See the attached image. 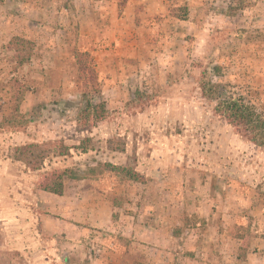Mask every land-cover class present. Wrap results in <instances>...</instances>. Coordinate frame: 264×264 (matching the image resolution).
<instances>
[{"label": "rangeland", "instance_id": "obj_1", "mask_svg": "<svg viewBox=\"0 0 264 264\" xmlns=\"http://www.w3.org/2000/svg\"><path fill=\"white\" fill-rule=\"evenodd\" d=\"M201 79L264 118V0H0V264H264V149Z\"/></svg>", "mask_w": 264, "mask_h": 264}, {"label": "trees", "instance_id": "obj_2", "mask_svg": "<svg viewBox=\"0 0 264 264\" xmlns=\"http://www.w3.org/2000/svg\"><path fill=\"white\" fill-rule=\"evenodd\" d=\"M11 47L15 55L16 66L22 67L29 63V56L31 49L29 43L21 41L20 39H14ZM199 89L201 96L207 102L212 104L213 112L224 119L226 124L237 131L241 136L247 139L256 147L264 149V118L257 112V107L251 101L245 97H238L233 99L232 97H225L224 93L218 91L219 86L212 83L200 82ZM103 112V110H102ZM100 112L98 122L103 118ZM62 142V141H61ZM61 142L50 141L42 145H28L23 148H15V154L28 158L33 155V151L43 149L47 155H51L57 158L64 157L67 154V148ZM39 159L42 157L39 156ZM107 172L120 174L126 180L138 183L142 180V177L130 169H122L114 167L109 164L104 166ZM67 178V176L65 175ZM64 173H56L47 176L41 180V183H45L44 186H40L39 190L47 192L55 196H62L64 187L63 179ZM75 177L70 175L68 179L73 180Z\"/></svg>", "mask_w": 264, "mask_h": 264}, {"label": "crops", "instance_id": "obj_3", "mask_svg": "<svg viewBox=\"0 0 264 264\" xmlns=\"http://www.w3.org/2000/svg\"><path fill=\"white\" fill-rule=\"evenodd\" d=\"M110 210V209H109ZM108 210V211H109ZM72 222L67 223L70 227H73L75 229H80L81 223L79 220H76L75 218L72 219ZM108 222L111 224L112 222L110 221V219H108Z\"/></svg>", "mask_w": 264, "mask_h": 264}]
</instances>
